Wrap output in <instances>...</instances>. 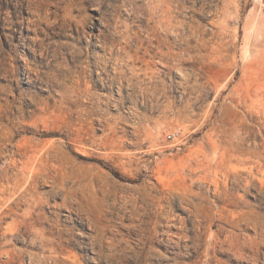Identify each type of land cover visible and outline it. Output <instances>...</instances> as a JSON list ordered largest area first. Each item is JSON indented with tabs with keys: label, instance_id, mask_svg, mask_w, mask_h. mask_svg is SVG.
Returning a JSON list of instances; mask_svg holds the SVG:
<instances>
[{
	"label": "rangeland",
	"instance_id": "obj_1",
	"mask_svg": "<svg viewBox=\"0 0 264 264\" xmlns=\"http://www.w3.org/2000/svg\"><path fill=\"white\" fill-rule=\"evenodd\" d=\"M0 264H264V0H0Z\"/></svg>",
	"mask_w": 264,
	"mask_h": 264
},
{
	"label": "built area",
	"instance_id": "obj_2",
	"mask_svg": "<svg viewBox=\"0 0 264 264\" xmlns=\"http://www.w3.org/2000/svg\"><path fill=\"white\" fill-rule=\"evenodd\" d=\"M171 137H174V134H172V135H168V138H171Z\"/></svg>",
	"mask_w": 264,
	"mask_h": 264
}]
</instances>
